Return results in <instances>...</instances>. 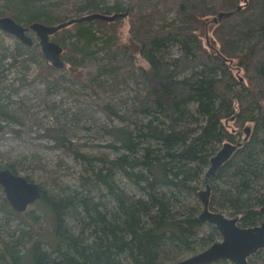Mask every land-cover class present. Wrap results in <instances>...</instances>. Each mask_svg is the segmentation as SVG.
I'll use <instances>...</instances> for the list:
<instances>
[{
  "label": "rangeland",
  "instance_id": "obj_1",
  "mask_svg": "<svg viewBox=\"0 0 264 264\" xmlns=\"http://www.w3.org/2000/svg\"><path fill=\"white\" fill-rule=\"evenodd\" d=\"M91 1L103 2L48 0L45 4L51 10L73 15V8ZM114 1L105 0L108 5ZM17 5L18 0H0V7L18 17ZM122 6L128 7L129 3L123 0ZM140 7L142 22L153 28L166 25L176 17L175 10L167 8L161 1L143 0ZM9 13L6 15L10 16ZM86 14L89 12L85 10L81 16ZM211 19L212 16L203 19L198 27V34L209 49L213 42ZM21 23L27 25L23 19ZM129 25L127 17H120L112 22L84 20L56 32L52 38L63 48V68H55L47 62L40 51L34 31L29 30L27 33L33 40V44L27 46L16 36L0 30V169L9 167L14 173L36 183L43 196L29 205L25 212L15 214L0 185V252L15 245L14 240L23 235L25 245L31 242L29 245L33 256L35 252L37 258L41 255L47 257L52 264L65 260L62 259L66 249L64 245L69 238L72 239L81 232L68 215L60 213L57 225V236H64L62 244L51 246L40 240L34 243L32 241L42 239L47 229L50 231L48 240L53 237L52 230H49L53 217L44 202L51 203L53 197L60 196L64 191L82 189V184L91 177V168L100 169L103 174L112 176L113 187L127 200L147 202L151 206L148 209L150 213L147 216L141 215L140 221L144 224L146 222V227L155 225L150 218L153 217L152 213H156V209L151 197L143 190L147 185L144 182L146 180H140L148 174L145 163L147 160H142V148L150 145L154 151L157 149L155 153L162 156L159 158L161 161H170V156L164 159L167 152L164 140H151L144 135L147 124L158 125V117L153 113L139 111L135 106V97L143 94L145 87L135 80L134 74L138 67H147V61L137 54L134 65L126 67L117 55V47L128 35ZM170 52L176 54L177 47L172 46ZM72 65L81 72L79 79L71 74L69 67ZM207 74L204 67L191 65L181 77L195 82L206 78ZM106 103L122 119L106 109ZM214 106L216 107L215 100ZM196 109L197 102L193 98L185 100L181 110L186 113V120L180 122L175 131L180 133L183 141L171 145L169 152L172 149L185 151L204 142V155L196 157L190 163L194 166L195 175L188 177L185 184L169 181L164 184L171 188L156 185L157 193L168 189L174 196L171 201L163 200L169 205V213L167 212L168 218L161 216L159 222H180L184 218L199 217L204 204L198 191L208 187V210L227 217L237 216L239 226L259 224L264 220V121L260 119V111L253 108L252 114L247 115L248 120L238 128L234 126L232 119L223 120L228 133L221 134L220 125H216L209 134L203 135L205 117ZM119 126H123L131 134L136 153L120 147L106 131ZM163 130L164 133L170 132L165 125ZM56 134L64 138V145H56ZM225 143L236 145V148L213 175L205 176L211 157ZM246 150L254 152V161L258 164L248 181L238 177V170L246 164V160L242 159ZM127 158L134 159L136 165L124 172L117 162ZM95 187L91 190L92 196L101 195L102 199L105 197L112 202L110 196L107 198L109 193L103 184ZM175 199L180 202L175 204ZM249 209L255 213L241 218V213ZM40 219L48 227L39 229L41 231L37 235L28 231L25 224L29 220ZM201 222L199 236L202 239L193 238L188 245L168 244L161 256L164 262L161 264L183 260L221 240L215 224L204 220ZM209 234L210 237L207 236ZM68 236L70 237L67 238ZM206 236L210 239H205ZM15 249L19 250L18 246ZM24 250L18 252H25ZM122 254L111 264H138L129 253ZM207 264L235 263L217 260ZM245 264H264V250L260 254L248 256Z\"/></svg>",
  "mask_w": 264,
  "mask_h": 264
},
{
  "label": "trees",
  "instance_id": "obj_2",
  "mask_svg": "<svg viewBox=\"0 0 264 264\" xmlns=\"http://www.w3.org/2000/svg\"><path fill=\"white\" fill-rule=\"evenodd\" d=\"M47 1L18 0V17L2 7L0 16L9 13L16 21L21 22L23 19L26 24L33 21L56 24L79 17L85 10L104 14L127 10L125 17L130 23L128 35L119 42L117 55L126 67L134 65L137 54L147 61L148 66L138 67L134 74L135 80L145 87V92L135 97V106L139 111L153 113L158 117V125L147 124L144 135L151 140H164L167 146L163 145L167 151L164 159L170 156V161L159 160L162 156L155 153L157 149L154 151L150 145L142 148V160H147L145 163L148 174L140 180H146L144 182L147 185L143 190L151 197L152 205L156 209V213H152L153 217L150 218L155 225L146 227V222L144 224L140 221L141 215L147 216L150 213L148 209L151 206L147 202L127 200L113 187L112 176L103 174L100 169L91 168V177L81 186L83 190L75 188L67 191L69 194L64 191L60 196L53 197L51 203L44 202L53 217L52 225H49L53 237L48 240L50 231L47 229L42 239L32 242L40 240L51 246L62 244L64 236H57L61 213L74 220L81 232L72 239L67 237L69 240L64 245L65 254L61 256L65 260L55 264H111L125 252L133 256L138 264L164 263L161 256L168 244L188 245L193 238L200 237L199 232L202 229L199 217L184 218L180 222H159L161 216L168 218L169 205L164 201H171L174 196L168 189L157 193L156 185L169 187L164 184L169 181L185 184L188 177L195 175L194 166L190 163L196 157L204 155V142L185 151L172 149L169 152L171 145L183 141L180 133L175 131L180 122L186 120V113L181 110L185 100L193 98L197 102V112L205 117L203 135L209 134L216 125H220L221 134L228 133L223 120L232 119L234 126L240 127L248 120L247 115L252 114L253 108L260 111V119L264 121V0H156L176 12L174 20L157 28L146 26L142 22L140 4L143 0H126L128 7L122 6L123 0H115L110 5L105 0L91 1L73 8V15L51 10L45 4ZM220 11L231 13L217 22L211 19L213 42L209 49L198 34V27L203 19L208 16L213 18ZM205 38L208 45L207 37ZM172 46L177 47L176 54L170 52ZM191 65L204 67L208 73L206 78L192 82L190 78L181 77ZM69 70L77 79L82 75L74 65ZM104 107L110 110L108 103ZM110 112L122 119L114 110ZM164 125L169 133H164ZM106 131L120 147L137 152L135 144L131 142V134L123 126ZM218 137L219 135L216 136ZM54 140L57 146L64 145L63 137L56 134ZM242 159L246 160V164L238 170V177L248 181L258 164L254 161V152L251 150H246ZM117 165L124 172H128L127 168L136 164L134 159L127 158L118 161ZM138 165L140 166L139 163ZM99 184L106 187L109 193L107 198L110 196L112 202L105 197L102 199L101 195H91L92 188ZM179 202L175 199V204ZM253 213L254 210L250 209L243 211L241 218L250 217ZM25 225L28 231H33L36 235L41 231L39 229L48 227L42 224L41 219L29 220ZM207 236L205 239H210ZM23 238V235L17 237L14 240L15 245L0 252V264H52L47 257L41 255L37 258L35 252L33 256L32 247L29 245L31 242L25 245ZM17 246L19 250L15 249ZM25 246L27 247L24 250ZM22 249L25 252L19 253ZM263 250L261 248L256 253L260 254Z\"/></svg>",
  "mask_w": 264,
  "mask_h": 264
},
{
  "label": "water",
  "instance_id": "obj_3",
  "mask_svg": "<svg viewBox=\"0 0 264 264\" xmlns=\"http://www.w3.org/2000/svg\"><path fill=\"white\" fill-rule=\"evenodd\" d=\"M230 13L229 11H220L212 18V21L217 22L218 19L228 16ZM126 15L127 10L113 14L91 12L56 24L33 21L28 25L16 21L11 16L2 15L0 16V30L16 36L27 46L33 44V40L27 32L29 30L34 31L38 37L40 51L44 58L53 67L63 68L64 63L61 58L63 48L58 42L50 38L51 35L72 23L95 19L112 22ZM235 148L236 145L225 143L211 157L210 166L205 176L213 175ZM0 185L3 188L8 203L16 212L24 211L28 204L40 197V189L36 183L14 173L9 167L0 169ZM208 193V187L205 190L198 191L204 204V208L199 214V219L215 224L221 235V240L212 243L206 249L193 256L168 264H207L217 260H230L235 264H245L248 256L264 248V220L254 226H239L237 224V216L227 217L222 213L208 210ZM262 210H264V207Z\"/></svg>",
  "mask_w": 264,
  "mask_h": 264
},
{
  "label": "bare ground",
  "instance_id": "obj_4",
  "mask_svg": "<svg viewBox=\"0 0 264 264\" xmlns=\"http://www.w3.org/2000/svg\"><path fill=\"white\" fill-rule=\"evenodd\" d=\"M16 212V211H15Z\"/></svg>",
  "mask_w": 264,
  "mask_h": 264
}]
</instances>
